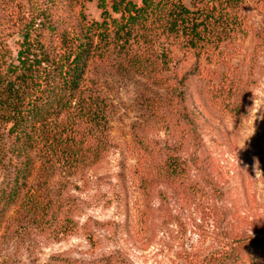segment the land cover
Listing matches in <instances>:
<instances>
[{"label": "rangeland", "instance_id": "rangeland-1", "mask_svg": "<svg viewBox=\"0 0 264 264\" xmlns=\"http://www.w3.org/2000/svg\"><path fill=\"white\" fill-rule=\"evenodd\" d=\"M100 2L80 0L87 20L102 21ZM184 2L194 9L207 0ZM105 8L120 16L111 0ZM243 12L246 34L194 75L186 74L192 58L145 72L89 64L82 99L100 117L87 127L107 148L82 170L46 169L33 153L35 167L1 222L0 264H203L264 239V0H248ZM184 105L198 115L195 133ZM12 143L0 126V193L15 176ZM170 154L185 160L184 178L160 175ZM47 193L74 203L64 233L29 217ZM244 256L237 264H264V255Z\"/></svg>", "mask_w": 264, "mask_h": 264}, {"label": "trees", "instance_id": "trees-1", "mask_svg": "<svg viewBox=\"0 0 264 264\" xmlns=\"http://www.w3.org/2000/svg\"><path fill=\"white\" fill-rule=\"evenodd\" d=\"M184 1L111 0L112 11L120 14L113 18L102 0V21H89L80 0H0V126L13 138L8 153L15 170L0 193V226L35 167V151L42 152L46 169L63 171L82 170L86 158L97 162L107 148L90 137L88 123L100 113L82 99L92 61L145 72L162 65L177 68L192 58L186 74L194 75L202 59L220 56L223 46L246 34L248 0H207L194 9ZM183 110L195 133L198 115L185 105ZM185 171V160L170 154L160 175L184 178ZM63 180L66 185L68 178ZM63 196L47 193L29 217L51 233L66 232L73 223L65 206L74 203ZM245 251L251 260L264 255V239L237 242L203 264H237Z\"/></svg>", "mask_w": 264, "mask_h": 264}]
</instances>
